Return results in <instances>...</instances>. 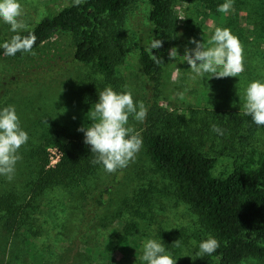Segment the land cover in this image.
Wrapping results in <instances>:
<instances>
[{
	"label": "rangeland",
	"instance_id": "rangeland-1",
	"mask_svg": "<svg viewBox=\"0 0 264 264\" xmlns=\"http://www.w3.org/2000/svg\"><path fill=\"white\" fill-rule=\"evenodd\" d=\"M226 0H173V32L156 56L162 60L160 87L153 93L139 62V42L152 23L146 0H134L126 11L120 60L108 76L94 61L73 57L69 33L56 31L50 39L20 57L0 55V110L14 106L29 139L25 155L15 165L13 179L0 175V195L17 207L13 215L0 211V264H146L141 257L149 239L161 242L176 264H207L198 257L206 235L189 206L179 200L173 184L157 170L146 153L143 122L129 116L128 127L142 146L134 162L108 173L103 166L91 172L59 178L44 189L34 184L40 169L50 170L58 151L50 144L83 136L91 124L88 112L106 87L131 92L134 102L155 108L157 132L187 139L203 155L213 157L211 174L223 177L236 164L254 161L264 151V129L232 124L230 112L242 115L245 89L264 83V0H232L227 13L217 11ZM27 29L73 0H19ZM228 28L243 46L245 71L238 77H196L183 61L189 41L210 40L215 28ZM14 34L0 20V38ZM175 47L178 56L169 57ZM183 94V98H180ZM218 125L223 135L212 130ZM104 193L100 203V193ZM179 240V246L174 244ZM213 260V259H212ZM210 261L209 264H211ZM240 264H261L246 257Z\"/></svg>",
	"mask_w": 264,
	"mask_h": 264
},
{
	"label": "trees",
	"instance_id": "trees-1",
	"mask_svg": "<svg viewBox=\"0 0 264 264\" xmlns=\"http://www.w3.org/2000/svg\"><path fill=\"white\" fill-rule=\"evenodd\" d=\"M133 1L85 0L79 6L72 3L44 16L19 34H34L35 49L54 32H67L72 37L73 57L85 63L94 61L100 72L111 76L115 63L120 60L126 11ZM146 1L152 26L140 38L138 58L142 72L156 93L160 87L161 63L155 62L147 49L152 39H160L162 47L166 45V36L174 30L175 17L170 8L173 0ZM10 39L1 37L0 45ZM162 47L153 49L152 54L156 56ZM24 54L17 52L8 57ZM0 55H5L2 47ZM154 110V107L147 110L146 127L142 132L146 153L157 170L173 184L175 196L196 215L206 237L218 240L216 251L206 255L207 264L212 259L211 264H240L246 257L257 258L264 264V151L256 164L251 160L236 164L226 176L215 177L211 174L213 157L201 154L187 139L155 130ZM229 118L232 124L246 123L264 129L244 113L231 111ZM50 144L60 151V156L50 170L40 169L34 184L36 190L47 188L63 177L81 175L102 166L92 163L95 154L91 153L90 145L84 143L83 136L67 141L53 136ZM19 151L21 156L26 154L23 149ZM107 192L109 189L100 193V203ZM16 210L8 196L0 195V211L13 215Z\"/></svg>",
	"mask_w": 264,
	"mask_h": 264
},
{
	"label": "clouds",
	"instance_id": "clouds-1",
	"mask_svg": "<svg viewBox=\"0 0 264 264\" xmlns=\"http://www.w3.org/2000/svg\"><path fill=\"white\" fill-rule=\"evenodd\" d=\"M85 0H73L74 6H79ZM233 7L232 0L217 6V11L227 13ZM23 7L19 0H0V20L10 26V31L16 33L10 40L5 41L0 47L7 56H15L17 52L30 53L36 43V36L19 34L27 30V24L20 19ZM194 48H186L183 61L190 66L194 75L203 77L209 74L215 77H238L245 71L243 46L238 37L228 28H215L207 45L191 39ZM162 47L160 39H152L148 46L151 58L162 63V60L152 54L153 49ZM177 49L169 50V57L175 59ZM98 102L88 112L91 124L81 127L78 131L84 133V143L90 145L91 153L95 154L93 164H101L108 173H115L118 169L127 167L129 162H134L136 154L142 146L139 134H134V129L128 127L129 116L143 122L147 115V108L143 102H134L131 92H115L110 86L98 93ZM183 98V94H180ZM242 111L250 116L257 126H264V83L253 81L245 89ZM212 130L218 135H223V130L213 124ZM28 133L22 129L20 120L14 106H7L0 110V175L6 176L9 181L13 179L15 165L21 159L18 154L20 148L27 143ZM174 244L179 246V240ZM219 247V242L213 237L200 242L198 257L211 255ZM141 259L146 264H176L170 254L165 252V247L155 239L145 241Z\"/></svg>",
	"mask_w": 264,
	"mask_h": 264
},
{
	"label": "built area",
	"instance_id": "built-area-1",
	"mask_svg": "<svg viewBox=\"0 0 264 264\" xmlns=\"http://www.w3.org/2000/svg\"><path fill=\"white\" fill-rule=\"evenodd\" d=\"M54 148L58 151V155H57V161H58L59 156H60V151L56 147H54Z\"/></svg>",
	"mask_w": 264,
	"mask_h": 264
}]
</instances>
